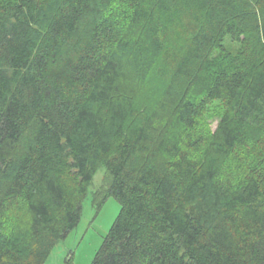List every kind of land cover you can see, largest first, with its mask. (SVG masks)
<instances>
[{
  "label": "trees",
  "instance_id": "trees-1",
  "mask_svg": "<svg viewBox=\"0 0 264 264\" xmlns=\"http://www.w3.org/2000/svg\"><path fill=\"white\" fill-rule=\"evenodd\" d=\"M48 1L0 0V264H43L100 167L120 210L91 264H264V161L226 166L264 135V0Z\"/></svg>",
  "mask_w": 264,
  "mask_h": 264
},
{
  "label": "rangeland",
  "instance_id": "rangeland-1",
  "mask_svg": "<svg viewBox=\"0 0 264 264\" xmlns=\"http://www.w3.org/2000/svg\"><path fill=\"white\" fill-rule=\"evenodd\" d=\"M227 46L232 44L227 41ZM142 60L143 58H140L138 54H134L133 59L128 61L125 84L133 90L138 102H142L146 107L158 109L156 101L160 89L155 69L146 70L145 68L144 71V65H147V62L143 64ZM221 112L220 102L214 101L207 105L200 118L205 129L204 133H213ZM260 159L264 161V135L258 136L245 149L231 155L226 161V166H232V163L242 167L255 165ZM105 181L106 169L100 167L82 199L81 215L77 226L50 249L43 264H91L120 210L119 203L112 196H108L102 203L93 201L94 194L105 187Z\"/></svg>",
  "mask_w": 264,
  "mask_h": 264
}]
</instances>
